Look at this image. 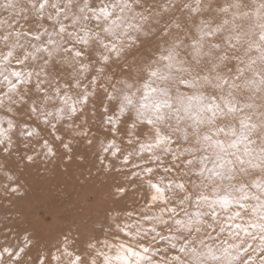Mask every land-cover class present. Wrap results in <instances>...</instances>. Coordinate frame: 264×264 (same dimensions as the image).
<instances>
[{
	"label": "snow or ice",
	"instance_id": "6c2138e0",
	"mask_svg": "<svg viewBox=\"0 0 264 264\" xmlns=\"http://www.w3.org/2000/svg\"><path fill=\"white\" fill-rule=\"evenodd\" d=\"M176 3L166 0L155 13L157 19L137 13L139 22L123 26L119 36L120 13L131 7L129 0H99L95 8L85 0L80 9L89 11L90 19L98 28L102 24V31L110 37L100 41L109 53L101 57V64L121 61V75L115 77L111 90L106 89L107 103L100 109L103 131L108 133L103 152L119 156V163L128 166L115 170L124 180L112 184L113 199L120 203L139 194L147 208L165 205L163 223L169 227L163 239L170 243L163 254L146 243L113 244L87 236L78 245L80 237L74 239L70 232L61 235L58 245L43 250L37 237L25 230L22 244L0 245V264H264V0H253L251 8L242 6L240 0L216 7L213 11L220 16L216 23L213 17L203 15L209 6L202 7L203 0H187L182 5L184 21L180 16L163 19ZM48 4L49 0H40V21L52 19L45 13ZM64 11L56 7L57 19ZM132 29L138 35H130ZM64 30V25H59V31ZM42 34L33 38L39 40ZM153 40L154 50L142 55L141 45L151 46ZM48 43L55 41L49 39ZM78 44L68 45L64 51L82 60L88 40L81 37ZM11 56L9 53L0 64ZM22 76L15 69L0 72V83L5 85L0 96L18 91ZM93 80L95 83V77ZM66 101L71 116L83 111L76 109L75 100L61 97L62 104ZM88 101L87 94L80 100L83 104ZM63 111V107L58 109ZM23 128L28 136L33 134L29 125ZM7 131H15L11 120ZM121 132L125 143L133 146L122 155L116 139ZM75 135L93 144L92 129L84 127ZM56 139L62 141L66 153L73 151L70 140L63 141L59 134ZM43 144L48 156L56 155L47 140ZM11 148L10 138L0 126V152L6 174L14 179L13 162L7 159ZM161 152L169 158L167 162L158 154ZM134 155L137 161L147 159L133 163ZM77 158L84 160L83 156ZM99 159L104 163L103 155ZM24 161L30 165L33 155L26 154ZM157 168L172 175L165 181ZM110 169L111 165H105L106 171ZM10 190L17 192L19 186L13 184ZM124 214L133 215L130 211ZM109 220L129 239L140 240L149 231L160 235L158 228L150 227L133 236L129 231L133 226L118 222L111 211Z\"/></svg>",
	"mask_w": 264,
	"mask_h": 264
},
{
	"label": "bare ground",
	"instance_id": "6f19581e",
	"mask_svg": "<svg viewBox=\"0 0 264 264\" xmlns=\"http://www.w3.org/2000/svg\"><path fill=\"white\" fill-rule=\"evenodd\" d=\"M62 1L64 2V0ZM38 2H40V0ZM38 2H36V0H23L22 9L32 14L39 15L37 11L38 5H39ZM57 2L61 3V4H56L57 7L58 5L62 7L63 2H60V0L59 1L49 0L48 7L45 10L46 15H47V12L51 10L53 6H55V3ZM165 2L166 0H147L146 2L145 0L143 1L129 0V4L131 5V7L125 9L122 13H120L123 19L120 22L121 28H118L116 30L117 36L120 35L121 31L123 30V26H126L128 24H135L139 22L140 18L136 15L139 12L150 14L153 19H157V17L155 16V13L158 11H161L160 6L164 4ZM185 2H187V0H177L176 7L174 9H171L170 12L168 13H164L163 19H168L172 16H180L181 20L184 21L186 13H182L180 11V8ZM230 2L231 0H210V3H209V0L208 1L203 0L202 7L205 4L209 5L208 10L203 12V15L206 18L208 16L213 17L212 22L216 23L219 20L220 16L216 12H214L213 9L225 3H230ZM240 2L242 6L246 5L249 8L255 6L253 3V0H240ZM67 4L65 3V5ZM118 8H119V5H118ZM13 9H15L13 10L14 14H18L21 11V6H18L17 8L14 7ZM117 10H114V14H115V11ZM235 10L236 9H233V11ZM72 13L74 14L72 15L71 18L75 19L77 22L74 23L75 20L70 21V23L73 22L72 23L73 26L70 27V29L65 30L64 33H61L64 35V37H61L60 42L62 43L64 39L73 37L72 45L74 47H79L80 45L78 44V41L81 39V37L86 38L88 40V46H87V52L85 53V56L83 57V59L82 60L78 59L77 57L65 52L62 55H60L61 53L60 54L57 53L58 54L57 56H59L58 58L63 57V59L65 60V64H59L60 66L58 65V62H57L58 59L53 58V57L50 59L49 64L46 66L45 64L37 65L35 63L34 64L35 66L29 69L31 71L35 70L37 72L36 75L31 80H29L31 82L28 81V85L22 91L18 90V91L9 92L8 94L4 95L2 98V101L10 102V103L12 101H17L18 99H22L27 104L26 112L28 113V115L29 114L35 115L33 119L31 118L32 121L35 124L37 122H40L43 124V126L38 131L40 132L38 139L39 141H42V144H39L40 148H38L41 153H47V148L45 149V146L43 144V141L45 140L48 141V145L51 146L54 151L60 152L63 156H67L71 154L76 155L77 153L79 154V156L84 157V160L81 161L82 163L79 167H82V168L91 167L92 174L96 177L95 178L96 180H93L94 176L92 177L93 179L91 178L93 180L92 187L95 191V192L92 191L95 194L94 199L91 201L92 204L90 203L88 204V206L90 205L89 209L86 208L88 206L86 207L84 206L85 207L84 210L88 209L91 212V215H89L86 218V220H83L82 222L78 221V223L76 225L74 224L72 228H70L71 226L70 225L60 230H54L56 228L55 227L53 229L52 228L47 229L48 232L42 231L43 229H40L41 231L40 233H37V237L38 239L45 238L44 242L47 240L50 242L52 241V243L59 244V242H61L60 240L61 235L64 233L70 232L72 238L75 239L78 236L80 237L77 240L78 245L82 243V240L85 236L93 238L97 242H99L100 240L106 239L110 243H113V244L121 243V242L129 243L132 245H135L137 243H146V241L149 238L153 237L154 233L149 231L147 235H142V238L140 240L129 239L128 237L123 236L120 232H118L116 228L113 226V224H111L109 220V212L110 211L112 212L111 209H114L112 214L116 216V220L118 222L127 221L129 224H131L133 227L130 228L129 231H131L133 236H135L138 234H142L145 230H147L150 227H156L155 224H159V228L164 229L165 226H167V224L163 223L164 215H163L162 209L164 208L157 209V204H156L154 207L155 208V211H154V208L152 209L147 208V206H145L144 204L141 210V209L134 208L136 207V205L132 206L131 203H128V201H124L120 203L116 202L117 203L116 204L113 202V200H111V198L113 197H110V199L109 197L108 198L105 197V193L112 192L111 186L114 182L124 180V176L121 173H119L118 176H113L116 168L117 167L124 168L128 166H124L119 163V159H120L119 156L116 158H113L110 155V152L109 153L103 152L104 142H106V140L108 139V133L103 131L102 117L93 118L95 122V125L93 127V132L95 133V136L93 137L92 145L86 144L84 142L83 137L75 135V133L78 132L80 129L84 127L89 128L88 125L90 123V120L92 119L90 118L91 113L94 111V109L101 108L103 103H107V101H105L104 99L106 89L111 90L112 85L115 83V77L121 75V69H120L121 61L114 60L110 65H102L101 57L103 55H108L109 53H107V51L101 46L100 41L109 40L110 37H108L102 31V27H103L102 24L98 28L95 22L90 19V17L86 19V17H82L80 15L79 11L75 12V10L74 12L70 13V16ZM14 14H12L11 16H14ZM0 16L2 19H4V13L2 12L1 8H0ZM195 22L196 20L195 18H193L192 23L194 24ZM43 24L44 23L41 21L40 27H42ZM150 26L159 27L158 25H150ZM56 31L58 32V29H56ZM129 34L138 35V33L134 29L130 30ZM69 35H72V36H69ZM123 39L126 44L127 37H124ZM49 46L50 45L47 43H40L38 45V49H41V48L45 49L48 47L47 49L49 50ZM154 48H155V40L151 42V46H149V44L147 43L142 44L140 52L142 55H147L150 51L154 50ZM81 64L85 65L83 69H81L80 67ZM101 67L104 68V71L102 72L97 70L98 68H101ZM94 77H95V83L93 80ZM0 84L2 87H5L4 84L2 83ZM1 86H0V91L4 89ZM37 88H41V89L44 88V90L40 91ZM85 94L89 96V101L87 104H83L80 102L81 98ZM65 95H67L70 100L76 101L75 107L77 110H79L80 108H83L82 112L78 111L77 116H71L67 101L64 102L63 104L61 103V97ZM33 106L35 108L34 111L32 110ZM60 106L63 107L64 109L63 113L58 112V109H60ZM61 115L64 117L63 119L58 118ZM77 124L80 125V128L76 127ZM53 125H55L54 129L51 128V126L53 127ZM0 126L4 127L5 125L3 123L1 124V121H0ZM20 127H21V124H20ZM56 134H59L62 137L63 141L70 140L72 142L71 147L73 148V151L71 153L65 152V149L62 147V141L56 139ZM116 139H117V143L119 144L121 148V155L133 147L132 145H128L125 143V133L124 132H121L116 137ZM53 144L55 145L54 147H53ZM93 149H95V151H93ZM92 151L94 152L93 157L96 154L94 158L92 157L93 159L90 158ZM158 154L161 155L165 159L166 162L168 161L169 158L164 153L161 152ZM101 155L104 156V163L100 162L99 157ZM11 158L12 157H7V159L10 161H11ZM145 159H147L146 156L142 157L140 161H137L134 155L133 163H137V162L142 163L143 160ZM2 162L3 163L0 164V166L1 165L5 166V168L2 167V171L6 172L5 169L7 165L5 164L4 157H2ZM47 164H50V163H47ZM76 165L78 164L71 163L70 166L66 167V171H64L63 173L66 172L65 176H67V178L71 179V177L73 176V169L76 167ZM105 165H111V169L109 171H106ZM46 168H48L47 165H46ZM53 170L57 172V174H59V172L62 173V170L58 168L55 169L54 167ZM11 174L15 175V171L12 168H11ZM158 174H160V172ZM62 175L60 176L61 180L63 179ZM165 175L167 176V179H169L172 174L166 173ZM68 183H70V181ZM133 197L134 199L138 198L136 201L137 203L140 201V199L141 201L145 200L141 198L139 194ZM78 201L80 202L81 200H78ZM113 203L115 204V208L113 206L114 205ZM142 203H146V202L144 201ZM111 205H112V208H111ZM79 206H82V205H79ZM128 210L132 212L133 215L127 217L124 213L127 212ZM77 214L79 215L78 211H77ZM116 237H119V240H117ZM168 243L170 242L168 241V242L161 243L162 245H161L160 251L162 254H163V249ZM210 243L212 242L210 241ZM97 246L101 247L102 250H105V251L107 250L106 248L101 246L99 243H97Z\"/></svg>",
	"mask_w": 264,
	"mask_h": 264
},
{
	"label": "rangeland",
	"instance_id": "374dc122",
	"mask_svg": "<svg viewBox=\"0 0 264 264\" xmlns=\"http://www.w3.org/2000/svg\"><path fill=\"white\" fill-rule=\"evenodd\" d=\"M38 1L39 0H36V2ZM66 1L67 0H64L63 2L62 0H60V2H63L64 6L63 4L62 7L58 5V7H61L65 10L60 15L59 19H57L56 16V4L61 3L57 2L55 3V6H53V8L47 12V14L51 13V21L47 19L43 20L42 22L44 24L42 25V27H40L41 21L38 18L39 15L32 14L22 9L23 0L0 1V8L4 13V19H2L0 16V60H5V58L8 57L9 53L12 54L10 60H6L5 63L0 64V72H4L5 74H7L9 70L15 69L23 73V83L19 85V91H22L28 85V81L36 75L37 72L35 70H29L30 68L35 66V63L37 65L45 64L46 66L49 64L50 59L53 57L58 59V65L65 64V60L63 59V57L58 58L59 56H57V53H61L60 55L65 53L64 49L68 45L73 44V37L64 39V41L61 43L60 39L61 37H64V35L59 31V25H64L65 30L70 29V27L73 26V22L70 23V21L75 20L71 18L74 13H72L71 16L70 13L74 12L75 10V12L79 11L82 17H90L91 13L89 11H80V9L84 8L85 6V0ZM146 1L147 0H145V2ZM87 2L91 8H95L99 3V0H87ZM65 3H68L69 5H65ZM18 6H21L22 12L20 11L21 13L19 12L18 14H14L13 10L15 9L13 8H17ZM12 14H14V16H11ZM65 16L67 18H65ZM75 22L77 21L75 20L74 23ZM56 29H58V32L56 31ZM39 33H43L42 35H40V39H34L33 37ZM49 39H52L53 41H55V43L49 44ZM40 43L49 44V50L47 49V52H45L44 48L38 49V45ZM18 60L23 61V63L18 65L16 63V61ZM37 89H39L40 91L44 90V88ZM2 98L3 96H0V119L2 118L0 121L1 124L3 123L5 125L4 128L6 137L10 138V142L12 143V148L8 157H12L11 161L13 163L12 165H10V167L15 171V175L11 174L14 179H9V175H7L6 172L2 171V167L5 168V166H0V245H15L17 243L22 244V233L25 230L37 237V233H40L41 231L40 229H43L42 231H47V229H53L56 227L58 229L55 228L54 230H60L70 225V228H72L74 224L76 225L78 223V221L82 222L83 220H86V218L91 215V212L88 210L90 208V205L88 206V204H92L91 201L94 199L95 195L92 183L93 180H96V177L92 174L91 167H79L82 162L77 158V156L79 155L77 153L76 155L71 154V160H66V156H63L58 151H55V156H48L46 153H41L38 148H40L39 144H42V141H39L38 139L40 134V132L38 131L43 126V124L40 122H37L35 124L32 121L35 115H28V113L26 112L27 104L22 99H18L17 101H12L10 103L2 101ZM100 109L101 108L94 109L93 112H95V115H93V112L90 115V118L92 119L90 120L88 126L92 130L95 125L93 118L103 117V113ZM9 120H11L15 124V131H7V123ZM24 124L29 125V130H32L33 134L31 136H28L26 134L27 130L23 128ZM51 128L53 127L51 126ZM36 129H38V131H36ZM22 132H24L25 134L22 135ZM6 142L8 141L6 140ZM54 146L55 145L53 144V147ZM93 151H95V149H93ZM92 152L90 158L93 157L94 152ZM26 154L33 155V162L30 165L26 164L24 161V157ZM2 157H4V155L2 152H0V164L3 163ZM43 161L50 169L46 168V165ZM71 163H75L78 165H76V167L73 169V176L70 179L65 176L66 172H63L66 171V167L70 166ZM54 167L55 169L58 168L62 170V173L59 172V174H57V172L53 170ZM159 172V175L163 176L166 181V173L161 172L160 169L157 168V173ZM61 175L65 180L64 181L62 179L64 182L61 180ZM118 175L119 173H117L116 171L113 174V176ZM93 176L94 179L92 178ZM68 180L70 181V183H68ZM13 184H17L19 186V190L17 192H12L10 190ZM105 197H109L110 199V197H113V192L105 193ZM137 199L138 198L134 199V197L132 196L131 200L129 198L127 201L128 203H131L132 206L136 205V207L134 208L137 209L142 210V206H144V204L145 206H147L146 203H142L145 200L141 201L140 199V201L137 203ZM78 200L81 201L79 202ZM111 200L116 203L113 198H111ZM84 206H88L86 207L88 209H85L86 211L84 210ZM113 206L115 208V204ZM159 208H165V205L157 204V209ZM111 210L112 212L114 211V209ZM77 211L79 212V215L77 214ZM155 225L156 228H159V224ZM168 227L169 225L165 226L164 229L161 228L162 230L159 228L158 230L160 235L155 236L154 234V238H149L146 241V244H150L157 250H160L162 245L161 243L168 242L167 239H163V237H166L168 235ZM44 240L45 238L38 239L37 237V244L42 245L43 250H47L50 247L58 245V243H52V241L50 242L47 240L44 242ZM32 255L33 257L35 256V250H33ZM26 264H31V262L27 261Z\"/></svg>",
	"mask_w": 264,
	"mask_h": 264
}]
</instances>
